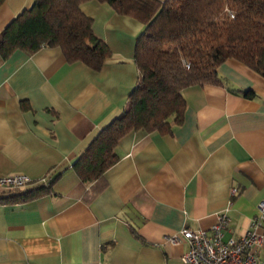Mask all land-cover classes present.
I'll list each match as a JSON object with an SVG mask.
<instances>
[{"label": "crops", "instance_id": "0c3cea01", "mask_svg": "<svg viewBox=\"0 0 264 264\" xmlns=\"http://www.w3.org/2000/svg\"><path fill=\"white\" fill-rule=\"evenodd\" d=\"M32 2L2 0L0 30ZM80 9L110 48L101 70L67 63L59 47L0 54V175L32 180L0 197L43 178L50 185L36 198L0 203V264H181L187 243L166 237L208 229L222 215L224 239L243 235L264 202V78L225 60L220 85L182 91V121L170 133L129 132L114 149L117 161L83 182L73 164L128 107L144 24L106 2Z\"/></svg>", "mask_w": 264, "mask_h": 264}, {"label": "trees", "instance_id": "16d2710c", "mask_svg": "<svg viewBox=\"0 0 264 264\" xmlns=\"http://www.w3.org/2000/svg\"><path fill=\"white\" fill-rule=\"evenodd\" d=\"M86 1L33 0L0 30V54L7 58L17 50L32 55L42 47H59L67 63L101 70L111 51L92 30L93 19L81 11ZM97 1L142 22L144 30L135 40L139 78L128 107L96 133L73 164L83 182L100 178L117 161L114 149L129 132L170 133L182 121V91L220 85L217 67L225 60L235 59L264 78V0ZM49 186L0 197V203L36 198Z\"/></svg>", "mask_w": 264, "mask_h": 264}, {"label": "built area", "instance_id": "2783aa9c", "mask_svg": "<svg viewBox=\"0 0 264 264\" xmlns=\"http://www.w3.org/2000/svg\"><path fill=\"white\" fill-rule=\"evenodd\" d=\"M228 14H232L226 9ZM25 174L14 173L0 175V193L18 191L31 184ZM38 185L48 187L46 178ZM234 187L231 194H236ZM226 219L222 215L218 222L208 229H190L184 227L177 236L166 237L170 243L185 241L187 250L181 256V264H264L260 249L264 240V202H259L258 213L250 220L245 233L237 238L224 239Z\"/></svg>", "mask_w": 264, "mask_h": 264}]
</instances>
